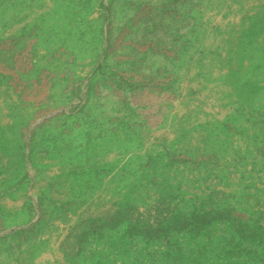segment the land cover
<instances>
[{
    "label": "rangeland",
    "instance_id": "rangeland-1",
    "mask_svg": "<svg viewBox=\"0 0 264 264\" xmlns=\"http://www.w3.org/2000/svg\"><path fill=\"white\" fill-rule=\"evenodd\" d=\"M0 264H264V0H0Z\"/></svg>",
    "mask_w": 264,
    "mask_h": 264
}]
</instances>
